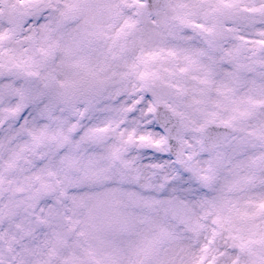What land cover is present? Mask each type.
Returning a JSON list of instances; mask_svg holds the SVG:
<instances>
[{"label": "snow or ice", "instance_id": "snow-or-ice-1", "mask_svg": "<svg viewBox=\"0 0 264 264\" xmlns=\"http://www.w3.org/2000/svg\"><path fill=\"white\" fill-rule=\"evenodd\" d=\"M0 264H264V0H0Z\"/></svg>", "mask_w": 264, "mask_h": 264}]
</instances>
